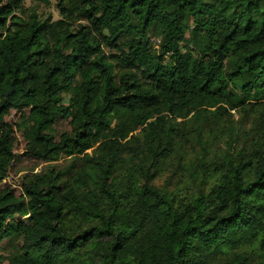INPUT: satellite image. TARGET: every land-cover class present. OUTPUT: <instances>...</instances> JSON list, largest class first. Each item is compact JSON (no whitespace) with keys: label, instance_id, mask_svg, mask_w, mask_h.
Segmentation results:
<instances>
[{"label":"trees","instance_id":"1","mask_svg":"<svg viewBox=\"0 0 264 264\" xmlns=\"http://www.w3.org/2000/svg\"><path fill=\"white\" fill-rule=\"evenodd\" d=\"M55 7L56 20L24 0H0V110L29 111L28 152L37 160L65 156L82 170L73 187L49 167L16 196L1 188L11 152L0 137L8 264H264V141L237 137L207 178L201 161L191 182L199 173L198 184L213 181L196 195L178 198L153 185L175 137H187L186 122L196 121L202 137L204 123L240 108L258 112L245 134L264 131V0H56ZM60 120L70 130L56 139ZM123 154L127 185L115 176Z\"/></svg>","mask_w":264,"mask_h":264},{"label":"rangeland","instance_id":"2","mask_svg":"<svg viewBox=\"0 0 264 264\" xmlns=\"http://www.w3.org/2000/svg\"><path fill=\"white\" fill-rule=\"evenodd\" d=\"M24 6L28 10L36 9L41 16L50 15L54 20L60 18L55 7L56 0H51L49 5L40 4L39 6H36L33 0H24ZM188 37L189 34H186L185 39ZM159 41L160 39L156 37L151 40L152 46L156 50H158ZM1 101L0 99V103ZM28 113L27 109L17 111L4 104L0 110V137L8 141L11 152L8 176L1 183V188L8 189L16 196H20L23 194L25 180L32 175L45 172L49 167H55L63 173L62 182L64 184H72L71 186L76 187L78 185L75 181L77 173L82 170L81 161L77 160L71 164L68 157L61 156L56 162L45 163L37 160L28 152L29 140L25 132ZM256 115L258 112L245 114L240 108L230 110L225 117L216 120L210 119L207 125L204 123L202 137H197L196 130L199 124L196 121L186 122L184 129L187 132V137H175L169 157L160 162L153 185L170 194H176L178 198L196 195V187L199 189L210 188L212 179L207 183L204 181L200 185L198 183L202 180L201 174L197 175L199 176L198 183L191 182L189 174L199 166L201 161H204L208 168L207 178L215 164L218 165L222 162L229 143L237 140V137L239 139L242 135L250 137L249 140H257V143L261 144L264 141L263 130L254 131L252 135L244 133V131L251 133L250 128ZM53 130L56 139H58L61 134L68 132L70 127L67 121L60 120L53 126ZM250 142L253 143V141H249L247 145ZM128 158L127 154L122 155L115 172V176H118L123 185H127L129 182L128 171L131 162ZM87 177L88 184H92L96 178L95 171L87 169ZM11 250V245L8 242L0 243V257L4 258L1 264H8L6 259L10 256Z\"/></svg>","mask_w":264,"mask_h":264}]
</instances>
